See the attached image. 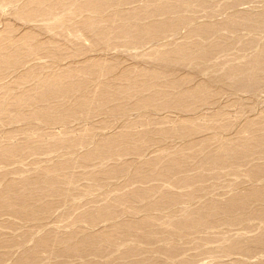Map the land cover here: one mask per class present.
<instances>
[{"label": "bare ground", "instance_id": "6f19581e", "mask_svg": "<svg viewBox=\"0 0 264 264\" xmlns=\"http://www.w3.org/2000/svg\"><path fill=\"white\" fill-rule=\"evenodd\" d=\"M6 8L0 264H264V0Z\"/></svg>", "mask_w": 264, "mask_h": 264}, {"label": "rangeland", "instance_id": "374dc122", "mask_svg": "<svg viewBox=\"0 0 264 264\" xmlns=\"http://www.w3.org/2000/svg\"><path fill=\"white\" fill-rule=\"evenodd\" d=\"M247 5H248V4H247ZM247 5L245 6V8H251V9H255V8H256V5H255V4H252L254 7H253L252 5H251L250 7H248L249 5H248V6H247ZM258 6H259V5H257V7H258ZM8 9H9V8L3 9V10H4L3 13L0 14V30H3L4 27H5L4 25H6V24L9 23V22H12V24H14V25H17V24H18L17 22H15L16 19H14V18L12 17L13 15L10 14V13H12V12H11L10 10L8 11ZM0 13H1V12H0ZM11 15H12V16H11ZM10 20H11V21H10ZM1 22H2V23H1ZM6 22H7V23H6ZM4 23H5V24H4ZM20 25H21V26H20ZM22 25H23L22 23H21V24L19 23V24L17 25V28H18L19 32H22V29H20V28H22ZM19 27H20V28H19ZM1 28H2V29H1ZM41 35H42V36H41ZM43 35H44V34H39V40H41V41H42V40H45V41H46V39L48 38V35H45V36H43ZM110 53H111V54H110ZM110 53H109V54H110L109 58H111V56H112V57L114 56V57H119L118 60H120V58H121V56H122L124 62H125V61H126V62L128 61L127 63L125 62L126 64H130V63L133 64V63H134L133 60H135V59H133V60L130 59V62H129V56L125 55L126 53H124V55L121 54V52H119V53L110 52ZM109 54H108V55H109ZM115 54H116V55H115ZM118 54H119V55H118ZM108 55H107V56H108ZM124 56H125V57H124ZM122 58H121V60H122ZM130 58H132V57H130ZM127 59H128V60H127ZM131 60H132V61H131ZM49 61H50V60L47 59V62H45V63H48ZM42 62H44V60H42ZM49 63H50V62H49ZM143 64H144V63H143ZM182 74H183V73H182ZM263 95H264V94L262 93V94H260V95L258 96V98H257L258 101L261 100V101H260L261 104H260L259 102H256V103H255L254 107L257 106V107H255L257 110H256L255 108H254V109H255L256 111H259V110H261L262 108H264V106H263V105H264V104H263V103H264V101H263L264 96H263ZM233 97H234V96H231V97H230L229 95H228V96L226 95V96L223 98V102H228V101L230 102V101H232V100L235 98V97H234V98H233ZM229 98H230V99H229ZM231 98H233V99H231ZM259 98H261V99H259ZM224 100H225V101H224ZM248 101H250V100H248ZM257 103H258L259 105H257ZM235 106H236V105H232L230 108H228L230 114H231V113H234V114H235V112L237 111V109H239V108H237L238 106H237V107H235ZM234 107H235V108H234ZM255 110H254V111H255ZM233 111H234V112H233ZM232 115H233V114H232ZM5 126H6V125H5ZM5 126H2V127L0 128L2 132L7 131V129L12 128V127H8V126L5 127ZM2 129H3V130H2ZM0 134H2V133H0ZM17 136H19V133H18ZM30 159H31V158H30ZM28 162H30V160H28ZM223 189H224V190H223ZM219 190H220V191H219ZM219 190H217V191L223 193V192L226 191V188H225V187H224V188L222 187V188H219ZM52 223H53V222H52ZM51 225H52V224H51ZM53 225H54V224H53ZM206 262H208V261L206 260Z\"/></svg>", "mask_w": 264, "mask_h": 264}]
</instances>
